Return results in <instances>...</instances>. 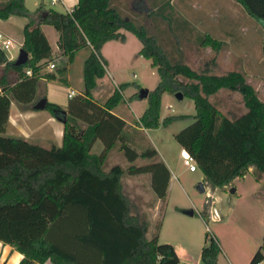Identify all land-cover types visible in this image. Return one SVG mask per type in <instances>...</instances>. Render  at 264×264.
<instances>
[{
    "label": "trees",
    "instance_id": "16d2710c",
    "mask_svg": "<svg viewBox=\"0 0 264 264\" xmlns=\"http://www.w3.org/2000/svg\"><path fill=\"white\" fill-rule=\"evenodd\" d=\"M145 1L147 6L140 7L135 0V8L147 15L154 13ZM235 1L264 23V0ZM10 16L28 20L21 48L29 58L25 65L14 66L0 49V241L22 254L18 264H44L47 260L53 264H182L171 244L158 242L161 221L148 239V222L132 212L134 207L121 192L124 174L149 173L151 190L164 200L170 173L154 148L137 152L128 143L125 121L111 112L123 98L120 88L123 90L124 85L104 103L93 97L98 80L106 73L100 50L107 41H124L120 30L129 31L141 42L139 54L156 67L159 81L148 93V107L139 118L141 127H167L185 117L170 116L160 121L164 93L180 92L193 100L196 112L192 122L174 139L212 186L242 176L249 166L257 178L264 173V100L240 72H196L181 60H171L158 39L149 35L145 26L122 16L111 0H78L66 13L41 8L31 12L24 0H0V19ZM42 24L58 32L60 55L66 57L54 72H42L54 58ZM201 43L215 53L222 44L209 35ZM82 48H89L83 63V91L68 99L65 111L54 103L46 102L45 106L53 116L64 119L62 144L43 147L6 135L11 103L33 108L39 100L40 79L65 84L67 64ZM221 89L240 93L246 112L234 118L222 114L209 100ZM96 141L103 149L93 154ZM118 144L130 165L126 169L113 165L105 172L102 164ZM139 158L148 161L138 164ZM220 251L216 238L205 233L201 262L218 264ZM263 260L264 237L250 264Z\"/></svg>",
    "mask_w": 264,
    "mask_h": 264
},
{
    "label": "rangeland",
    "instance_id": "374dc122",
    "mask_svg": "<svg viewBox=\"0 0 264 264\" xmlns=\"http://www.w3.org/2000/svg\"><path fill=\"white\" fill-rule=\"evenodd\" d=\"M147 1L154 13L147 15L143 12L132 13L122 9L121 15L130 17L137 25L145 26L149 35L158 39L160 46L171 60H181L196 72H202L205 69L216 75L231 71L240 72L244 75L246 82L255 88L258 97L264 100L263 22L246 15L247 19L241 21V25L237 24L230 28L234 31V35H231L229 41L232 40L231 44H235L238 43L236 41L238 39L242 45L245 44L247 57H238L236 52L232 55L226 51L223 52V43L215 53L213 49L207 51V46L202 45L201 42L209 34L214 35L209 28L204 27L205 12L212 10L214 17H208L210 21L220 20L223 14L220 1L172 0V4L168 3L169 5L166 3L167 0ZM156 1L162 4L157 5ZM163 1H166V4H163ZM29 5L33 7L32 4L29 3ZM52 7L53 10L65 12V7L61 4H55ZM23 21L27 22L24 19ZM198 23L201 25L196 27L194 24ZM214 29L218 30V28ZM19 30L20 24L17 18L7 25V31L10 33ZM45 32L54 47L51 33L54 29L48 26L45 27ZM128 34V41L123 45L122 54H118L111 47L107 50L111 53L113 63L118 69L114 74V79L118 85H124L123 90L120 88L123 98L114 110L133 123L136 121L133 111L136 112L137 107L133 104L135 99H129V97L135 93L132 97L136 98L140 89L154 90L159 76L151 61L138 53L141 46L139 39L132 33ZM9 37L14 47L8 49L7 53L16 59L21 44L14 36ZM123 55L124 58L121 60ZM83 57V53H78L76 63L71 70V81L58 87L55 85L53 88V97L59 103L66 99L67 91L74 90L75 95L83 91L82 77L79 76L78 71V65H82ZM50 62L55 64L56 69L57 66L61 67L64 64L61 59H52L46 65ZM46 65L42 72L48 71ZM105 75L97 82V88L93 92L94 98L100 103H104L115 89L119 90V87L111 85ZM209 100L229 118L238 117L246 112L243 98L236 91L221 89L210 96ZM148 101V98H144L143 105H148ZM24 108L32 109L31 107ZM132 108H134L133 111ZM44 110L49 111V109ZM195 112L192 99L188 97L178 99L175 94L164 93L161 98L160 121L170 116H186L174 120L167 127L160 126L159 129L156 128L157 130L148 131L143 138L135 135L132 130L130 131L132 133L128 135L132 140V147L137 152H142L153 145L158 149L160 157L170 165L172 181L168 186L165 199L160 200L156 197L147 185L145 177L135 179L124 174L120 180L121 192L134 207L132 212H137L142 220L147 222L151 220L155 232L158 222L161 221L159 232L161 243H168L172 246L174 244L177 249L183 247L191 257H196L204 243L205 233H208L216 238L220 245L228 243L245 250L250 246L251 239L259 237L258 219L262 215L263 207L254 196V189L256 183L264 188V182H261L260 178L257 179V173L252 166H249L242 176L235 177L222 186H212L197 167L194 171H190L184 165L180 146L174 139V135L192 122L191 116L195 115ZM21 121L25 122L24 118ZM118 146L119 144L109 152L103 162L102 167L105 172L113 165H119L123 169L130 165ZM101 147V143L97 141L91 152L98 154ZM147 161L139 158L136 163L141 164ZM200 186L204 189L203 192L200 191ZM189 211H193L194 214H188ZM214 213L218 215L217 221L212 219ZM176 229H180L179 233L175 231ZM226 231L230 235L225 234ZM241 263L245 264V258L241 260Z\"/></svg>",
    "mask_w": 264,
    "mask_h": 264
},
{
    "label": "crops",
    "instance_id": "0c3cea01",
    "mask_svg": "<svg viewBox=\"0 0 264 264\" xmlns=\"http://www.w3.org/2000/svg\"><path fill=\"white\" fill-rule=\"evenodd\" d=\"M145 0H136V3L138 4V6H147V2ZM220 1V7L223 11L222 17L220 18V20H217L215 22L210 21L208 17H214V15H212V10H206L205 12V22H204V27L205 28H209V30H211V32L214 35H210V37H212L215 40L220 41L221 43H223L222 45V49L223 52L226 51L227 53H237L238 57H247V55H245V53H247V49L245 47V44L242 45V43L237 39H235L238 43L235 44H231V41H229V38L231 37V35H234V31L231 30L230 28H232L235 25H241V21H245V19H247L248 15L246 13V11L243 9V7L238 4L235 0H218ZM78 0H58L57 3L55 4H61L65 7V12L62 13H66V12H70L72 10V8L77 4ZM157 5H160L162 3H160V1H156ZM166 1H163V4H165ZM169 3L172 4V0L168 1ZM30 4H32L33 7H31ZM24 4L26 6V8L31 11L34 12L36 11L38 8H41L44 11H48L49 9H53V5L51 3V0H24ZM111 5L119 8L120 10H127V11H131L132 13H137L139 10H137L135 8V0H111ZM250 16V15H248ZM251 17V16H250ZM18 19L19 20V24H20V30L18 32H14V33H10L7 31V25H9L12 21H14V19ZM22 18V20H21ZM24 20H27L26 18L23 17H18V16H10L9 18L5 19V20H1L0 19V34L4 35L7 38H10L9 36H14L15 38H17L20 42V44L22 45L23 42V28L25 26V24L28 22H24ZM21 20V22H20ZM196 27L198 25H201L200 23L198 24H194ZM51 25H47V24H42L40 27L44 33V35L46 36L49 45L51 47L52 50V55L54 56L53 59H61L62 61L66 60L65 56L60 55V51L58 48V38H59V34L57 31L54 30V32L52 33V40L54 42V47L53 44L51 43V41L48 39L46 32H45V27H48ZM52 27V26H51ZM53 28V27H52ZM214 28H218V30H215ZM54 29V28H53ZM263 31H264V27H263ZM120 32H122L125 36V40L124 41H119V40H110L107 41L106 43H104V45L102 46L101 50H100V54L102 56V58L105 60V70H106V75L108 78V80H110L111 85L113 87H119L120 85H118L114 79V74L118 71V69L116 68V66L113 63V57L111 55V53L108 52L107 48L111 47L113 49H115V51L118 52V54H122L124 47L123 45H125V43L128 41V33H131L129 31H125V30H120ZM9 35V36H8ZM228 38V39H227ZM11 39V38H10ZM233 42V41H232ZM263 46V45H262ZM142 45L140 46L138 53L140 52ZM262 48V47H261ZM207 51H212L211 47H207L206 48ZM78 53H83L84 57L81 60V66L78 65V71H79V76L81 75V81H82V86H83V63L85 61V59L87 58L88 54H89V48H82L80 50H78L73 58L72 62H69L67 64V78H66V83L68 84L71 81V70L72 67H74L75 63H76V58ZM6 54H8V60H15L13 56H11L9 53L6 52ZM121 60L124 58V55L121 56ZM52 63V62H50ZM48 63V64H50ZM47 64V63H46ZM48 67V65H46ZM58 67V66H57ZM56 69V66L54 69H50L48 67V71L47 72H54V70ZM101 80V79H100ZM98 80V81H100ZM65 83V84H66ZM61 84H64L60 81L56 80H47V79H40L38 86H37V96H39V99L41 98H46L47 102L50 103H54L57 104L61 107V109L63 111H65L67 103H68V93L71 91H67V97L66 99L62 102L59 103L58 101H56L53 97V88L55 87V85H57L56 87L60 86ZM74 91V90H73ZM135 94V93H134ZM133 94V95H134ZM132 95V96H133ZM129 97L135 99V101L133 102V104L137 107L136 112H134V108H132L133 113H135V117H136V121L135 122H129L123 115H120L119 113L115 112L114 108L111 110V112L117 116H119L120 118H122L125 123H126V127H125V133L126 136H128L130 133L134 132L135 135H137L140 138H143L146 133L148 131L151 130H157V129H145L143 127H141L139 125V118L140 116L143 114V112L146 110V108L148 107V105H143L142 101L143 99H140V102H138L139 98H134V97ZM94 97V95H93ZM125 101L126 98H124ZM141 103V104H139ZM182 116H186V115H182ZM24 118L25 122H22L21 119ZM63 130H64V122L63 119L57 118L55 116H53L51 114L50 111H46V110H35L34 108L30 109V110H26L24 108V106L22 105H18L15 102H12L10 105V109H9V118H8V122L6 125V130H5V134L9 135V136H14V137H22L30 142L39 144L43 147H50L51 145H56V146H60L62 144V137H63ZM132 130V132H130ZM129 138V144L131 145V139ZM97 142V141H96ZM95 142V143H96ZM100 142V141H99ZM94 143V145H95ZM101 143V142H100ZM102 145V143H101ZM132 146V145H131ZM152 148H154L157 151V157L159 160H161L167 167V169L169 170L170 173V179H169V183L168 186L170 185L171 181H172V170L170 165L167 163V161H165L164 159H162L160 157V154L158 152V149L155 148L153 145H150ZM103 149V146L100 148V151ZM180 149V154H181V158H182V154H187V152L185 150H183L181 147ZM92 150V149H91ZM142 175V176H141ZM145 175V176H143ZM129 177H133L135 179H140L141 177H145V180L147 181V185H149L150 187V180H151V175L149 173H145V174H139V175H132ZM264 173H262L260 175V177H258L257 179H259L261 182H264ZM168 189V188H167ZM254 196H256V198L258 199V202H260V205L263 207V211H262V215H260L259 217V228H260V233H259V237L258 238H253L251 239V244L250 246L247 247V249H242L239 248L238 246H235L233 244H223L219 242V246H220V253L218 255V259L217 262L218 264H242L241 260L243 258H245V264H250L251 258L253 257L254 253L256 252V250L259 248V246L262 243L263 237H264V188H261L260 184L256 183L255 184V189H254ZM194 214V213H193ZM213 220H218V215L214 213L213 215ZM149 227H148V231H147V238L150 239L152 237V235L154 234V227L151 224V220H149L148 222ZM161 230V226L160 229L158 231V242H160L159 240V232ZM176 232L179 233L180 229H176ZM182 231V230H181ZM225 234L230 235L229 232H225ZM173 244V243H172ZM174 249L179 257V260L182 264H202L200 256H201V249L200 252L198 253V255L196 257H191L187 250L184 249L183 247H179L180 249H177L175 247V245L173 244ZM203 246V244H202ZM201 246V248H202ZM23 258L22 254L19 253L17 250H15L12 246L7 245V244H3L0 241V264H18L20 262V260ZM191 260V261H189ZM44 264H53L50 260H47L44 262ZM261 264H264V260L261 261Z\"/></svg>",
    "mask_w": 264,
    "mask_h": 264
},
{
    "label": "water",
    "instance_id": "95a60500",
    "mask_svg": "<svg viewBox=\"0 0 264 264\" xmlns=\"http://www.w3.org/2000/svg\"><path fill=\"white\" fill-rule=\"evenodd\" d=\"M45 14H46V12H45ZM28 58H29L28 52L26 50H24L23 48H20L19 54H18L17 58L14 60L13 64H14V66H23L26 64ZM148 93H149V90L140 89V91L138 92V98L139 99L147 98ZM175 96L178 99L183 98V95L180 92L175 93ZM46 102H47L46 98H41L34 104L33 108L35 110H43V109H45ZM63 122H64V119H63ZM203 190L204 189L200 186V191L203 192ZM231 192H234V190H231ZM188 214L193 215V211H189Z\"/></svg>",
    "mask_w": 264,
    "mask_h": 264
},
{
    "label": "built area",
    "instance_id": "2783aa9c",
    "mask_svg": "<svg viewBox=\"0 0 264 264\" xmlns=\"http://www.w3.org/2000/svg\"><path fill=\"white\" fill-rule=\"evenodd\" d=\"M58 0H51L52 4L57 3ZM14 47L13 41L10 38L5 37L4 35L0 34V49L4 52H7L8 49ZM48 67L50 69H54L55 68V64L54 63H50L48 65ZM26 74L30 75L31 72L30 70L26 71ZM1 93V90H0ZM73 95H75V92L73 90H71L68 93V97H72ZM182 158H183V163L185 166H187V168L190 171H194L196 169V164L194 159L192 158V156H190L188 153L187 154H182ZM256 264H261V262H257Z\"/></svg>",
    "mask_w": 264,
    "mask_h": 264
}]
</instances>
